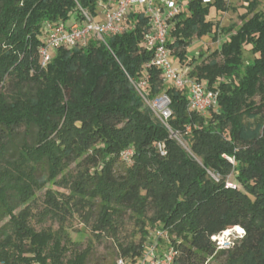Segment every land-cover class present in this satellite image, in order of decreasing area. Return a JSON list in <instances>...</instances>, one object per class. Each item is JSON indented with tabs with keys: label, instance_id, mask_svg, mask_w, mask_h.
<instances>
[{
	"label": "trees",
	"instance_id": "16d2710c",
	"mask_svg": "<svg viewBox=\"0 0 264 264\" xmlns=\"http://www.w3.org/2000/svg\"><path fill=\"white\" fill-rule=\"evenodd\" d=\"M104 2L0 0V264H88L93 248L75 247L65 228L75 212L133 264L143 263L152 231L157 257L174 249L173 264L220 256L264 264V0H243L240 25L210 17L229 12L228 0H190L172 20V55L219 92L218 109L205 113L191 110L188 93L152 64L150 19L139 6L126 16L127 30L61 47L42 66L48 29L71 19L84 26L85 13L101 22ZM219 35L226 40L210 55L188 58L194 39ZM8 80L11 96L2 91ZM162 95L171 102L169 128L146 102ZM230 176L241 189L227 184ZM47 219L58 230L35 227ZM127 219L140 242H119ZM236 229L243 236L219 249L213 237Z\"/></svg>",
	"mask_w": 264,
	"mask_h": 264
},
{
	"label": "built area",
	"instance_id": "2783aa9c",
	"mask_svg": "<svg viewBox=\"0 0 264 264\" xmlns=\"http://www.w3.org/2000/svg\"><path fill=\"white\" fill-rule=\"evenodd\" d=\"M101 3L102 21L96 22L86 13L87 23L84 26L73 24L69 27L58 25L48 29V37L45 45L40 49L42 66L51 62L53 54L61 47L86 46L92 36L103 40L105 35H116L128 29L125 18L134 6L141 7L150 19L151 31L145 39L147 50L153 52L152 64L162 72L163 81L179 90H185L189 97L191 110L205 113L209 110H217L219 107V92L210 89L206 83L200 82L189 76V71L181 70L171 61L172 52L167 46L168 34L172 20L184 9L190 0H107ZM209 2L210 0H204ZM145 83L140 85L141 88ZM162 123L168 126V120L172 115L170 99L162 95L155 101H146ZM159 149L164 154L163 146ZM131 152L126 153L129 159ZM224 234V233H223ZM213 237L219 249H230L232 240L222 239V235ZM244 231L241 233L242 237ZM161 234L159 233L158 236ZM157 245H151L144 257L142 264H173L176 252L170 249L165 256L157 257ZM120 264H125L123 261Z\"/></svg>",
	"mask_w": 264,
	"mask_h": 264
},
{
	"label": "rangeland",
	"instance_id": "374dc122",
	"mask_svg": "<svg viewBox=\"0 0 264 264\" xmlns=\"http://www.w3.org/2000/svg\"><path fill=\"white\" fill-rule=\"evenodd\" d=\"M228 5L230 7V11L227 13L223 12H217L215 9L211 12V18L215 21V23H219L221 26H229L231 24H241L240 16L245 13V9L243 8L244 2L243 0H236V2H230L228 0ZM102 13V8L100 9ZM103 18V16H101ZM74 19H71L67 21L65 24L67 27L71 26ZM48 34L44 36V39H47ZM218 41H213V36L210 38H203V39H194L193 43L188 48V58L192 59L194 56H198L201 52L205 53L206 55H210L212 51L220 47V45L226 40L225 36L219 35ZM55 55V54H53ZM253 55L247 48L245 51V59L248 61V59H252ZM171 61L174 66H176L179 69H183L180 62L177 60V57L175 55L171 56ZM184 70V69H183ZM27 90H30V87L27 88ZM2 91L6 93L8 96H11L12 93L15 92L14 85L11 83V80H8L6 82V85L3 87ZM24 131L21 130L20 134H22ZM179 142L182 144V146L186 149L187 152H190V148L187 145V143L182 140L180 137H176ZM230 162H233L231 159L227 158ZM75 165L72 166L74 168ZM213 178H216L214 175H212ZM227 184L229 186L237 187L241 189V186L235 181L233 176H230L227 178ZM61 192L68 194V191L65 189H60ZM46 189L43 191H40L37 193V203L34 207V210L36 212H39L43 209L44 204V195H45ZM128 218V217H127ZM89 222H86V218L79 215V213L75 212V214L72 217L68 218V221L65 225V228L67 229L72 241L74 242L75 247H78L80 249H85L87 247L93 248V253L90 257V261L88 264H120L121 261H123L125 264H133L131 260H126L122 255L120 254L119 248H118V242L111 237H105L102 241H98L96 237L94 236L91 227L88 225ZM35 227L38 230H41L42 228H51L52 230L56 231L59 228V222L53 220V219H47L44 224H36ZM242 232L238 230H232L230 233L226 235V232L222 235V239L225 240H235L240 237ZM141 234L139 232V229L134 225V222L127 219L125 222V225L122 229H120L118 234V240L122 243H138L140 242ZM158 238L156 239L155 232L152 231L147 243L145 246H147L146 249H148L151 245H153L155 242H157ZM160 246L163 248L166 246L168 247V244L166 241H161ZM160 249V247L158 248ZM226 263V257L220 256L218 258H214L211 260L209 264H225Z\"/></svg>",
	"mask_w": 264,
	"mask_h": 264
},
{
	"label": "bare ground",
	"instance_id": "6f19581e",
	"mask_svg": "<svg viewBox=\"0 0 264 264\" xmlns=\"http://www.w3.org/2000/svg\"><path fill=\"white\" fill-rule=\"evenodd\" d=\"M236 230H238V231H240V232H243V230L242 229H236ZM228 234V232H226V235Z\"/></svg>",
	"mask_w": 264,
	"mask_h": 264
},
{
	"label": "crops",
	"instance_id": "0c3cea01",
	"mask_svg": "<svg viewBox=\"0 0 264 264\" xmlns=\"http://www.w3.org/2000/svg\"><path fill=\"white\" fill-rule=\"evenodd\" d=\"M188 71H190V70L188 69Z\"/></svg>",
	"mask_w": 264,
	"mask_h": 264
}]
</instances>
